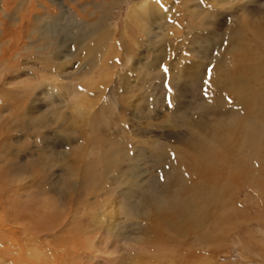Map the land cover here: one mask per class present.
I'll list each match as a JSON object with an SVG mask.
<instances>
[{
  "label": "rangeland",
  "instance_id": "obj_1",
  "mask_svg": "<svg viewBox=\"0 0 264 264\" xmlns=\"http://www.w3.org/2000/svg\"><path fill=\"white\" fill-rule=\"evenodd\" d=\"M27 1L0 0V264H264V0Z\"/></svg>",
  "mask_w": 264,
  "mask_h": 264
},
{
  "label": "bare ground",
  "instance_id": "obj_2",
  "mask_svg": "<svg viewBox=\"0 0 264 264\" xmlns=\"http://www.w3.org/2000/svg\"><path fill=\"white\" fill-rule=\"evenodd\" d=\"M148 2H150V0H147ZM26 2H28L27 0H26ZM1 3H3V2H1ZM54 3V2H53ZM102 4V3H101ZM104 5V4H103ZM112 5V4H111ZM8 5L5 3L3 6H0V8H3L2 9V11H5V10H7L8 8ZM10 6V5H9ZM41 6V5H40ZM98 6V5H97ZM20 7H21V5H20ZM106 7H107V5H106ZM112 7V6H111ZM23 9H24V12H25V10H26V6H23L22 7ZM38 8V5H36L35 7H34V9H37ZM244 8V7H243ZM243 8H241V10L243 11ZM112 10V9H111ZM246 10V9H245ZM241 11V12H242ZM11 12V11H10ZM244 12V11H243ZM260 12V11H259ZM68 13V12H67ZM103 14H105L104 15V19H105V17H107L108 15L110 16V17H112L111 16V11L109 12V13H104V12H102ZM258 14H260V13H258ZM241 15H243V17L244 18H247V17H252L251 19L253 20L254 19V17H255V15H252L251 13H248V12H244L243 14H241ZM191 16V15H190ZM188 17V16H187ZM189 18V17H188ZM191 18H192V16H191ZM257 18H259V17H257ZM35 19V18H34ZM103 19V20H104ZM193 19V18H192ZM248 19V18H247ZM261 20L263 19L264 20V12H263V14H262V17L260 18ZM70 20V19H69ZM73 24L71 23L70 24V27H72V28H74V30H75V33H73L74 34V36H76L74 39H73V43L74 44H76L77 46H79L80 44H79V42H82V41H84V42H82L83 43V46L84 47H86V48H88V49H91V47L93 48V47H95L97 44L96 43H92V42H90L89 40L91 39H93V40H95V41H98V44L100 43V42H102V40L103 39H101V40H98L99 38H100V35L102 36V35H104V33H107V24H106V22H104L103 21V26H102V23L100 24V23H97V25L99 26V28L100 29H95L94 28V24H95V22L94 23H87V22H82V21H79V20H75L74 18H73ZM100 21H101V19H100ZM250 21V20H249ZM256 21V20H255ZM257 21H259L258 19H257ZM187 22V21H186ZM191 22H192V20H191ZM223 22H224V20H223ZM253 22V21H252ZM260 22V21H259ZM263 22V21H262ZM76 23H78V25H77V27H74V25L76 24ZM188 23V22H187ZM255 23V22H254ZM248 24V23H247ZM257 24V23H256ZM255 24V25H256ZM259 24H261L262 26H261V28L262 29H264V24H262V23H259ZM80 25H81V27H80ZM109 25V24H108ZM207 25V24H206ZM208 25L209 26H211V25H214V26H216V28H218L217 27V25H216V22L215 23H212V22H210V23H208ZM208 25H207V27H208ZM249 25V24H248ZM102 28H101V27ZM251 26V25H250ZM260 26V25H259ZM96 27V26H95ZM254 27V26H253ZM12 28H13V26H12ZM98 28V27H97ZM257 29V28H256ZM218 31H219V29H218ZM11 32V31H10ZM82 32H84V33H82ZM9 33V32H8ZM264 33V32H263ZM8 35L7 34V32H5V31H3L2 30V28H1V26H0V43H2L1 42V40L3 41V38L5 37L4 35ZM264 35V34H263ZM8 37H10V36H8ZM103 37V36H102ZM79 38L80 39H82L81 41H79ZM257 41V40H256ZM8 42V41H7ZM262 42L264 43V41L262 40ZM261 42V43H262ZM5 43H6V41H5ZM3 44V43H2ZM7 45V44H6ZM10 46H11V44L10 43H8V47H9V49H10ZM6 50H5V48H1V50H0V55L2 54H4L3 52H5ZM192 53H193V51H192ZM1 55V56H2ZM182 63L180 64V67H179V69L180 70H183V69H188V71L189 70H192L193 68H195V67H197V62H192V61H185V62H183V61H181ZM199 63V62H198ZM256 71H258L259 72V68H256ZM213 77L215 78V82H221L222 80L220 79V77H219V75L217 74V73H215L214 72V74H213ZM226 77H227V79H230V78H239L240 80H239V86H242V85H240V83H242V81L244 82V78L241 76V75H234V76H232V75H230L229 73H227L226 74ZM243 87V86H242ZM247 89V88H246ZM245 89V90H246ZM245 90H244V92H243V94L245 93ZM40 94H42V93H40ZM241 96V95H240ZM262 103V102H261ZM255 104V103H254ZM257 111V110H256ZM260 112V111H259ZM258 112V113H259ZM261 113V112H260ZM259 113V114H260ZM263 114V116H264V113H262ZM263 116H261V117H263ZM263 119V122H264V118H262ZM249 122H251V120L249 121ZM256 122H257V120H256ZM261 122H262V120H261ZM261 122H258L259 124L261 123ZM262 122V123H263ZM252 123H255V122H252ZM244 125H246V124H244ZM256 125H258V124H256ZM262 124H260L259 125V127L261 126ZM263 126V125H262ZM262 126H261V129H262ZM244 127V126H243ZM257 127V126H256ZM256 127L254 128V130L256 129ZM259 127H257V128H259ZM264 127V126H263ZM253 128V127H252ZM252 131V130H251ZM260 131V130H259ZM255 131H253L252 132V134L254 133ZM262 132V130L260 131V133ZM257 134H258V132H256ZM259 133V134H260ZM258 134V135H259ZM4 134L1 136L0 135V140H3L4 139ZM252 136L253 135H251L250 137H247V144H249L250 142H253L254 141V139H252ZM264 135H262V137H263ZM256 138V137H255ZM245 139V138H244ZM246 141V140H245ZM220 147V146H219ZM218 149V145L217 144H214V145H212L210 148H209V150L208 151H206L205 153H204V157H202L201 156V158H202V161H204L205 163H208V165H206L205 164V166H203V165H201L202 167H200V166H197V167H195L193 170H195V171H197V172H194V174L197 176V178H198V180H199V178H200V176H201V180L204 178V179H206V180H208L209 181V179L210 178H212L213 180H218V178H219V176H218V174L217 175H212V173L210 174V173H208V176L210 177H208L205 173H204V169H210L209 167H215V166H211V164H213V163H215V162H213V163H211V161L210 160H217V162L215 163L216 165H219V166H221L220 164L222 163V159L223 158H221L220 156H217V152L219 151V150H217ZM263 150V149H262ZM224 155V154H223ZM262 155V154H261ZM263 159H264V153H263ZM260 160V159H259ZM198 162H196L195 164H197ZM226 166H229V168H230V165H232L231 163L229 164V163H226L225 164ZM236 165V164H235ZM214 169V168H213ZM215 170V169H214ZM220 170V169H219ZM257 170H259V169H257ZM229 171V170H228ZM227 171V172H228ZM221 172V171H220ZM222 173V172H221ZM257 173V172H256ZM258 173H260V172H258ZM228 176V175H227ZM252 177V176H251ZM206 183L205 181H200V183ZM199 183V184H200ZM200 184V188H197V190H198V192L200 191V189H201V186L203 185V184ZM207 184V183H206ZM216 198H218V197H216ZM218 199H221V201H220V206H224V207H227V208H230V209H233L234 210V207H233V204H232V202L230 201V200H228L227 198L226 199H222V198H218ZM212 203L213 202V199L211 198V197H207L206 198V200H205V204H209V203ZM192 204H193V202L191 201L189 204H187V205H185L184 203H183V206H182V208L185 210V211H187V210H189L190 211V209L189 208H191V209H193L194 207H192ZM168 205V202L167 201H163V202H161V203H155V204H149V208H148V212H150L151 211V209L152 208H154L155 210H160V211H163L164 210V207H166ZM237 211V210H236ZM153 212V211H152ZM188 212V211H187ZM156 215V214H155ZM159 222V221H158ZM157 222V223H158ZM226 221H225V219L222 221V227H224V226H227V225H233L234 224V222H230V223H225ZM173 224H171V226H172ZM168 229H170V227H168ZM158 231V230H157ZM154 233L157 235V237L158 238H160V239H162V235H160V234H157L155 231H154ZM160 233V232H159ZM224 239V236H223V234L221 233V234H218L217 235V242L219 243V241H221V240H219V239ZM156 239V238H155ZM159 243H160V241H159ZM159 245V244H158ZM168 246V245H167Z\"/></svg>",
  "mask_w": 264,
  "mask_h": 264
},
{
  "label": "snow or ice",
  "instance_id": "obj_3",
  "mask_svg": "<svg viewBox=\"0 0 264 264\" xmlns=\"http://www.w3.org/2000/svg\"><path fill=\"white\" fill-rule=\"evenodd\" d=\"M163 71H164L165 74H167V73H169L170 69H169L168 67L164 66V67H163ZM212 71H213V69H212V68H209V69L207 70V73L210 75V74L212 73ZM204 83H205V85H208V84H209V80L206 79ZM208 90H209V89H208L207 87L204 89V95H205V98H207ZM169 104H170V106H171V102H170V101H169ZM162 179H163V176H162Z\"/></svg>",
  "mask_w": 264,
  "mask_h": 264
}]
</instances>
